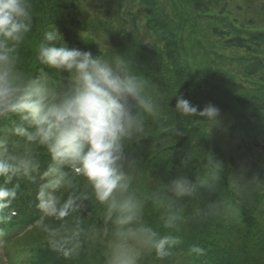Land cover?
I'll return each instance as SVG.
<instances>
[{"label": "clouds", "instance_id": "clouds-1", "mask_svg": "<svg viewBox=\"0 0 264 264\" xmlns=\"http://www.w3.org/2000/svg\"><path fill=\"white\" fill-rule=\"evenodd\" d=\"M33 19L31 0H0V237L2 226L16 215L11 205L24 182L39 180V222L51 249L64 258L79 254L85 229L78 212L89 198L105 207L112 226L103 233L109 240L105 264H140L145 252L160 260L172 256L183 243L179 233L186 222L222 214L220 201L186 208L200 190L217 189L220 165L209 161L194 180L177 175L163 184L165 195L156 200L165 209L163 234L144 223V202L130 192L125 166L135 162L129 146L160 117L149 80L127 56L111 55L99 45V55L69 47L52 24L34 48L35 70L25 72L20 48L33 31ZM175 111L202 118L207 130L220 115L211 104L198 111L182 95L176 96ZM42 157H47L43 171ZM192 159L193 153L181 164ZM70 177L82 179L85 191ZM203 252L198 243L187 248L188 255Z\"/></svg>", "mask_w": 264, "mask_h": 264}, {"label": "trees", "instance_id": "trees-1", "mask_svg": "<svg viewBox=\"0 0 264 264\" xmlns=\"http://www.w3.org/2000/svg\"><path fill=\"white\" fill-rule=\"evenodd\" d=\"M137 1L147 6L145 10L148 15L145 27L153 33L155 38L163 42L161 50L172 61L171 71L170 69L165 70L164 75H161L162 78L157 77L158 80H156V77L152 75V71V74L147 72V70L152 69L149 63L154 51L151 54L143 46L136 45L134 44L135 42H130L126 39H118L110 50V54L127 56L147 78L152 79L153 82L155 80V83L157 81V84L161 85L159 88H163L172 76L174 77V81L171 85L168 82L170 91L168 88L165 92L163 89L157 88V90L153 89L152 93L160 104V112L168 114L167 120L149 121L146 125V136L128 148V155L134 158L135 161L131 167L125 166V171L130 175L132 181L130 192L144 202L142 212L143 222L153 226L163 234L165 230L160 224L161 215L165 209L156 204L157 198H163L165 195L162 187L163 184L168 183L177 175H185L189 179L194 180L197 173L211 161L213 164L218 163L220 165L221 180L217 189L213 192L200 190L197 197L186 202V208L190 210L195 205L202 206L212 201H220L223 206V212L220 215L200 221L189 220L186 222L181 227L179 233L183 239V243L173 249V255L160 260L156 258L154 253H151V260L155 261L154 264H258L256 261L257 251L260 249L264 250V244L260 246H255L256 244L251 247L247 246L246 241L254 237V229L257 227L254 221L255 215L252 213V209L247 208L243 203L247 198L243 196L240 184H235L237 188L233 187L230 177L232 167L225 161L222 155L213 151L212 145L209 143L204 131L198 125L203 123L202 118L183 116L175 111L177 95H182L194 105V99L191 97L194 94L191 90L190 76L188 77L185 69L179 66L180 57L182 54H185L184 21L181 20V16H177L180 20V34L176 36V32L170 28L169 22L161 17L157 8H155L154 0ZM190 1L197 8L205 4L204 0ZM31 2L32 12H38L44 17L43 20L47 25L52 24L62 37H65L67 34L69 35V28L65 25L63 12L75 8L74 1L65 3L62 0H31ZM74 20L72 19L74 27H80V23ZM133 25L135 26V24ZM106 31L109 32L108 29ZM74 35L72 34V37H74L77 43V45H74L75 48L90 51L93 55L100 54L99 48L94 44L85 39L79 40L76 33ZM237 44L245 51L250 54L252 53L251 58L255 61L256 65L255 67L254 64L248 63L247 68L244 69L245 74H249L250 76L242 78L249 85L245 86L237 83V86L243 93L239 98L241 109L234 106H232L233 111L228 109L230 107L220 97L224 91H221L219 94L217 93L219 88H213V91L217 99V106H223L226 111H230L233 114L232 128L235 125L238 126L236 131L240 130L245 134V137H248V133H252L255 122L248 119L246 112L253 113L249 115L260 120L264 119V73L260 74L258 72V68L260 67L264 70V58L257 55L256 51L259 50V48L255 47L257 44L254 46L243 43ZM244 70L242 71L244 72ZM164 78L166 79L163 80ZM176 88V93L172 95ZM226 88L229 89L227 86ZM160 90L162 91L160 92ZM192 119L196 123H191ZM190 131L200 133L199 140L192 141L194 135H191ZM192 153L193 159L187 165H182L181 160ZM41 160V171H43L47 165V157H42ZM70 179L74 180V186L77 190L85 191L82 179L72 177ZM38 184L39 180L36 183L24 182L22 185L19 196L11 205L15 209L16 215L10 222L2 226L4 228L2 240H4L3 243L5 245L10 242V240L7 241L10 236L11 238L17 236L16 234L19 230L25 232L31 229L32 231L37 230L38 235H43L47 240L44 238L39 245H28L27 248H21L22 254L20 258L12 261L17 262L21 260L22 262L19 264H31L35 260L37 262L40 261L42 264H71L73 260L75 262L79 261L75 260V258L66 259L53 251L49 244V235L43 231V228L37 229L39 226L42 227L39 222V211L35 207V194ZM262 190L259 189V192L253 195L261 196ZM104 214L105 207L99 205L94 199L89 198L84 201V207L78 212L79 219L82 221V226L85 229L88 228L89 231L91 229L99 230L100 239L93 242L90 236L87 235L88 232L84 231L81 233L80 254L84 250L92 249V254L97 259L98 250H104L102 241L109 242L108 239L104 238L103 233L106 228L111 229L112 226L105 220ZM69 220L71 221V218ZM44 223H51L55 226L61 224L60 221L54 220H45ZM243 225L248 227L247 231H244ZM262 234V240L264 241V231ZM253 240H257V237L253 238ZM192 243H198L204 248L203 254L188 255L187 248ZM4 251L6 250L4 249ZM94 262L96 264H103L105 260L99 258V261L94 260Z\"/></svg>", "mask_w": 264, "mask_h": 264}, {"label": "rangeland", "instance_id": "rangeland-1", "mask_svg": "<svg viewBox=\"0 0 264 264\" xmlns=\"http://www.w3.org/2000/svg\"><path fill=\"white\" fill-rule=\"evenodd\" d=\"M62 1L65 3L74 1L76 5L75 8L63 12L65 25L69 28V35L67 34L63 39L70 46L77 45L72 37L74 33L77 34L79 40H88L97 48L100 46L103 51H110L118 39H126L143 46L151 54L154 51L149 63L152 69L147 72L153 73L156 80L162 78L161 75H164L165 70L170 69L171 71L172 61L161 50L163 42L155 38L153 33L145 27L148 15L145 4L137 0H81L80 4L76 0ZM204 3L197 8L190 0H154L155 8L161 17L169 22L176 36L180 34V20L177 16H181V20L184 21L186 45L185 54L181 55L179 66L185 69L188 77L190 76L191 90L194 94L191 97L194 99V105L199 111L211 104L218 108L220 113L217 123L213 124L209 130L204 122L198 125L204 131L213 151L222 155L232 167L231 182L240 184L241 192L247 198L243 203L247 208L252 209V213L257 217L254 216L257 226L254 229V237L246 241L247 246L251 247L255 244V246H260L264 244L262 240L264 231V119L260 120L249 115L253 113L246 112L248 119L254 121L255 125L252 133L249 132V136L245 137L242 131H236L238 126L235 125L232 128L233 114L226 111L223 106H217L213 88H219L218 94L224 91L220 97L230 107L228 109L232 110V106L241 109L239 98L243 93L237 83L249 85L242 77L250 76L245 74L244 69L247 68L248 63L255 65V61L251 58L252 53L245 51L237 43L251 46L257 44L255 45L259 48L256 51L257 55L264 58V0H204ZM33 17V31L20 48L22 68L25 72L34 70V48L41 38L42 31L47 27V23L43 20L44 17L38 12H33ZM72 19L80 23V27H74ZM258 69L260 74L264 73L262 67ZM147 79L151 93L153 89L157 90L159 86L161 87L157 81L155 83V80L153 82L152 79ZM173 81L172 76L167 82L165 81L164 87L159 89L167 91L169 83L171 85ZM167 116L168 114L161 111L158 120H167ZM191 121V123H196L194 119ZM190 134L194 135L192 141L199 140L200 133L190 131ZM259 189H263L262 195H253L257 194ZM41 228L39 226L37 229ZM243 229L247 231L248 227L244 226ZM85 231L88 232L87 235L93 242L99 241V230L89 231L86 228ZM16 235L12 238L10 236L7 240L10 242L5 245L0 237V264H19L21 260L13 261L20 258L22 254L20 249L27 248L28 245H39L45 238L43 235H38L37 230L32 231V229L25 232L19 230ZM255 237L257 240H253ZM102 242L104 250H98L97 259L94 258L92 249L84 250L82 254L79 250L80 255L72 257L79 261L73 260L71 264H96L94 260L99 261V258L105 260L109 242ZM150 255L152 254L145 252L140 264H154L155 261L151 260ZM256 261L258 264H264V250L257 251ZM31 264L42 263L35 260Z\"/></svg>", "mask_w": 264, "mask_h": 264}]
</instances>
